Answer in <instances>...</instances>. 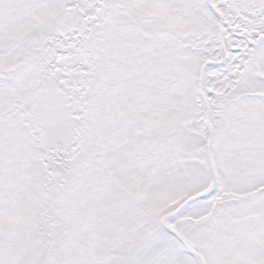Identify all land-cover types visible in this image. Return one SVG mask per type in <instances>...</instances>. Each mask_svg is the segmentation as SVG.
I'll return each mask as SVG.
<instances>
[{"label": "snow or ice", "instance_id": "obj_1", "mask_svg": "<svg viewBox=\"0 0 264 264\" xmlns=\"http://www.w3.org/2000/svg\"><path fill=\"white\" fill-rule=\"evenodd\" d=\"M0 264H264V0H0Z\"/></svg>", "mask_w": 264, "mask_h": 264}]
</instances>
